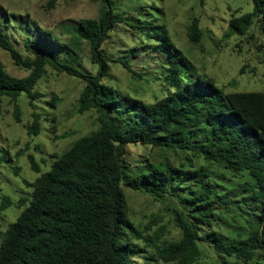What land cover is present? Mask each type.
<instances>
[{
  "label": "trees",
  "instance_id": "16d2710c",
  "mask_svg": "<svg viewBox=\"0 0 264 264\" xmlns=\"http://www.w3.org/2000/svg\"><path fill=\"white\" fill-rule=\"evenodd\" d=\"M57 1L50 0L49 7ZM100 1L104 8L98 19H83L73 27L78 39L90 45L92 62L99 65L97 76L61 62L59 54L67 45L48 30L39 29L35 37L27 38L28 56H24L8 39L0 19V47L10 53L17 67L30 72L24 78L12 76L0 60V99L13 100L17 121H21V113L16 101L25 94L34 109L29 133L39 134L41 116L35 101L40 94L35 87L51 68L83 83L77 113L94 112L98 124L96 130L57 156L47 172L41 173L30 156L39 176L29 184L31 199L4 234L0 264H139L135 260V240H145L155 247L153 260L156 258L158 264H200L201 243H209L225 264H230L228 259H236L235 264L239 260L264 264V92L225 93L175 48L165 24L146 23L136 25L139 28L134 31L139 29V34L134 37L146 45L151 40V47L158 45L167 52L161 60L166 94L154 102L124 100L105 80L110 62L121 63L136 77L131 59H109L104 48L109 32L124 19L113 12L110 0ZM252 1L251 12L241 14L238 10L232 15L229 36L254 40L250 34L254 24L264 34V0ZM191 28V40L200 41L197 20ZM257 51L264 56V43L257 45ZM133 54L137 56V52ZM126 115L131 118L122 127L116 118ZM200 133H205L206 139H198ZM129 145L174 149L186 155V162L181 168L153 167L128 178ZM2 161L0 157V164ZM200 161L202 165L197 167ZM186 166L189 171L184 170ZM213 167L242 180L244 192L250 195L252 191L254 195L257 205L251 198L248 206L255 204L256 212L247 213L246 235L225 236L213 229L219 220L210 173ZM172 180L189 184L182 198L186 209L174 210L181 238L164 241L162 227L146 238L144 235L154 230L160 218L154 217L144 227L137 226L129 217L123 185L161 202L167 198ZM3 201V209L12 205L9 197Z\"/></svg>",
  "mask_w": 264,
  "mask_h": 264
},
{
  "label": "rangeland",
  "instance_id": "374dc122",
  "mask_svg": "<svg viewBox=\"0 0 264 264\" xmlns=\"http://www.w3.org/2000/svg\"><path fill=\"white\" fill-rule=\"evenodd\" d=\"M50 0H0V19L4 23L8 39L24 56L27 38L35 37L39 29L52 32L66 49L58 59L71 67L97 76L99 65L93 64L90 45L80 41L73 33V27L83 19H98L104 4L100 0H58L53 8ZM115 14L124 19V23L115 24L105 42V53L109 59L130 60L132 76L121 63L110 62V74L106 83L121 93L124 100L154 102L166 94L164 72L161 69L162 56L167 52L151 47L138 39L136 25L146 23L165 24L170 41L182 52L201 75L216 81L225 93L264 92V56L257 51V45L264 43V34L258 24H254L248 37L229 36L228 22L236 11L241 14L251 12L252 0H110ZM197 20L201 38L193 42L190 38L191 26ZM127 23L129 27L125 24ZM137 33V37L134 34ZM144 38V37H142ZM146 39V38H144ZM137 52V56H134ZM161 54L160 55H158ZM0 60L6 70L15 77L24 78L28 70L17 67L10 53L0 47ZM83 83L65 74H58L49 68L40 79L35 91L40 94L35 101L36 112L41 116L38 135L29 133L33 121L34 109L22 94L16 101L21 113V121L15 116V104L9 98L0 99V246L9 225L16 221L24 210V204L31 199L30 183L39 176L30 163L33 156L41 173L50 170L57 156L67 152L73 143L98 128L94 112L80 115L77 113L78 102ZM131 115L116 118L122 127ZM210 135V131H209ZM206 139L205 133L199 138ZM127 158L130 163L127 177L148 172L153 167L181 168L185 163L182 152L177 150L151 149L142 145H129ZM149 161V163H147ZM197 167L202 161L197 162ZM185 171L190 168L186 166ZM211 180L215 186L219 220L214 230L237 235L247 234L249 227L247 213H255L254 195L245 193L242 180L221 168L210 169ZM184 179V178H183ZM125 184V183H123ZM129 204V217L140 227H144L154 217L160 222L152 232L144 236L150 238L162 227V239L172 242L181 238V230L175 221L174 210H185L182 198L189 184L171 181L169 193L164 201H155L151 196L134 191L125 185ZM227 195V196H226ZM226 196V197H225ZM4 197H9L12 205L2 208ZM253 199L254 205L248 206ZM23 201V202H22ZM258 214V212H257ZM207 230L203 232L206 234ZM138 253L135 260L139 264H158L153 260L156 249L145 240H135ZM202 258L200 264H225L222 256L213 250L209 243H201ZM235 264L236 259H228ZM237 264H259L239 260Z\"/></svg>",
  "mask_w": 264,
  "mask_h": 264
}]
</instances>
